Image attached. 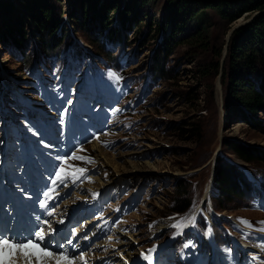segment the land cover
<instances>
[{"label": "rangeland", "instance_id": "rangeland-1", "mask_svg": "<svg viewBox=\"0 0 264 264\" xmlns=\"http://www.w3.org/2000/svg\"><path fill=\"white\" fill-rule=\"evenodd\" d=\"M0 1V10L1 4L9 1L21 12L26 11L22 6L26 0ZM129 1L119 0L118 3L123 7ZM175 2L136 0L134 10L128 15L135 26L127 35L130 46L123 52L121 45L114 46L116 54L124 55L123 83L119 87L110 85L105 61L85 42L83 34L75 31L74 24L78 25L77 21L82 18L79 4L76 6L77 21L69 17L66 26L82 48H88L82 72L69 69V56L64 57L63 66L48 65L44 59L40 62L42 36L31 25L26 57H22L20 50L0 44V99L5 109L14 115L6 119L9 114L4 113L0 105V122L6 120L9 126H18L16 121H23L26 130L32 131L31 111L25 106L27 101L41 110L56 107L73 112L81 101L92 104L97 94L103 93L104 98H109L108 111L104 113L112 118V133L82 152L81 155L94 162L82 161L81 168L99 166V177L91 182V188L98 191L106 185L116 187L120 181H125L126 185L147 186L146 196L136 202L137 211L120 224V242L113 244L112 256H130L131 251L140 253L153 247L151 237L155 231L165 230L172 222L183 220L173 211L178 200L186 198L187 202L191 198L192 206L198 198L202 201L210 195L218 206L219 219L232 222L236 234L245 240L250 252L259 254L255 251L264 250V201L259 199L257 209H251L242 206L236 198L223 199L215 185V172L220 158L223 164H234L245 173L251 193L258 195V185H264L263 176L259 178L253 171L258 169L256 164L240 161L223 146V141L229 140L264 153L263 115H259L261 124L253 122V125L243 121L237 113H228L225 107L231 97L230 73L245 84L259 88L264 68L258 63L246 67L243 61L231 60L228 53L236 32L253 23L261 12L244 14L233 23L216 9L202 5L200 8L204 9L199 10H204V15L201 17H191L190 11L181 13L178 24L174 25L179 27L175 34L177 44L165 62L168 75L163 74L158 87L148 92L145 79L148 66L153 54L162 51L161 27L165 23L164 34H171L169 20ZM72 5L73 0L56 4L66 15ZM88 16H92L91 11ZM122 18L120 15L112 17L110 28L120 25ZM134 49L140 53L138 60L132 56ZM161 59L157 62H164L163 59L159 61ZM172 77L174 79H168ZM189 228L182 225L155 251L164 249L178 233ZM233 257L231 250L226 264H235ZM175 259L181 264L179 257ZM20 264H23L22 258Z\"/></svg>", "mask_w": 264, "mask_h": 264}, {"label": "trees", "instance_id": "trees-1", "mask_svg": "<svg viewBox=\"0 0 264 264\" xmlns=\"http://www.w3.org/2000/svg\"><path fill=\"white\" fill-rule=\"evenodd\" d=\"M141 1L143 3L147 2V0ZM173 1L176 2L174 3L173 10L170 12L171 34H164L167 24L165 23L161 27L163 34L162 51L153 54L152 62L148 66V76L145 78L147 79L146 88H148V92L158 87L159 80L163 74L168 75V72L165 70V62L172 55L173 48L177 44L175 34L179 27L174 25L178 24L177 20L179 16L184 11H190L191 17L203 16L204 10L199 9L204 8H200V5L205 8L216 9L230 23L235 22L244 16V14L261 12L260 16L253 23L236 32V36L231 41L228 54L231 60L235 59V62L239 60L243 61L242 65L246 67H254L258 63L264 68V0ZM118 2L119 0H107L104 3L100 0H73L71 11L66 15L61 10V7L58 8L56 6V4L60 5L62 0H26L22 5L26 11L22 12L14 3L6 1L1 4L0 10L2 19L0 23V44L18 49L21 51L22 57H26V43L29 41L28 33L31 25L34 28L33 30L36 29L37 33H40L39 35L42 36L41 50L43 54L38 56L40 62H43L44 59L48 62L44 61V63L48 65L58 64L63 66L64 57L69 56V69L81 71L85 62V54L79 40L69 34L66 26V21L69 20V17L73 22L77 21V18H75L76 6L79 4L82 10V18L77 21L78 25L74 24L75 31L76 33H82L85 42L89 46H92L95 53L105 61L108 71L112 74L109 76H112L113 82L117 83L120 80L119 76H123L122 72L125 69L122 64L124 55L122 53L116 54L114 46L121 45L122 52L130 46L127 35L135 26L132 24V20H130L133 18H129L128 15L134 10L136 0H130L123 7ZM90 11L92 12L91 17L88 16ZM118 15L124 17L121 24L110 28V20L112 17ZM27 19L30 21V24ZM131 53L135 60L139 59L140 53L138 49H134ZM159 58H162L164 62H157ZM162 59L159 61H162ZM168 79H174V77ZM229 79L231 97H228L225 106L227 112L237 113L243 121L253 125V122L261 124L262 120L259 115L262 114L264 117V72L258 89H255L253 85L245 84V81L239 79V77L234 78L232 73L229 74ZM223 146L228 151H231L240 161L249 165L256 164L258 169L254 168V173L259 178V175L264 178L263 152L229 140H224ZM216 166L215 185H217L221 193L220 196L223 199H227V201L236 198L241 201L242 206L250 208L252 190L245 173L234 164L228 162L227 164H223L220 158ZM261 186L264 188V185ZM183 196L185 197L186 195ZM185 199L178 200V204L173 208V211L178 212L177 214L179 215L186 213L193 207V205L191 206V198L187 202ZM212 201L215 209L219 212L215 199L213 198ZM214 229L216 236H224L225 232L222 225H215ZM204 230L205 224L201 221V233Z\"/></svg>", "mask_w": 264, "mask_h": 264}, {"label": "snow or ice", "instance_id": "snow-or-ice-1", "mask_svg": "<svg viewBox=\"0 0 264 264\" xmlns=\"http://www.w3.org/2000/svg\"><path fill=\"white\" fill-rule=\"evenodd\" d=\"M109 75L112 74L109 73ZM68 103H71V101H68ZM69 159L87 163L94 162L90 157H85L83 155L78 156L73 153L70 157L62 160L58 168L53 169L55 177L51 180L53 186H58L60 184L67 186L65 182L68 180L75 183L86 173L87 169L85 168L68 165ZM65 165L72 170L67 171ZM55 191L56 189L53 187L49 189V191H44L42 194L45 197H49L50 193ZM38 202L42 208L45 207L43 200ZM48 215H52V213H48ZM244 223L247 222L245 221ZM189 224H195L194 217L189 221ZM44 225H46V227L39 225L37 222L33 229H25L19 232L12 231V229L0 225V264H20V258L23 259V264H50V262H52V264H76V261L66 252L61 251L55 253L50 250L49 244L53 229L52 225L47 220H45ZM181 226L180 221L172 225L173 228H181ZM183 226L187 227L188 224H184ZM152 251H154V249ZM142 256L145 261H148V264H152L151 255L142 254ZM79 260L87 264L83 255L79 257Z\"/></svg>", "mask_w": 264, "mask_h": 264}, {"label": "bare ground", "instance_id": "bare-ground-1", "mask_svg": "<svg viewBox=\"0 0 264 264\" xmlns=\"http://www.w3.org/2000/svg\"><path fill=\"white\" fill-rule=\"evenodd\" d=\"M188 227H191V224H189ZM156 256H158V253H157V252H155V253H153V254L151 255V257H152L153 259H154Z\"/></svg>", "mask_w": 264, "mask_h": 264}]
</instances>
